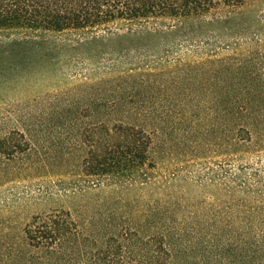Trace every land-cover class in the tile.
Here are the masks:
<instances>
[{"label": "trees", "instance_id": "16d2710c", "mask_svg": "<svg viewBox=\"0 0 264 264\" xmlns=\"http://www.w3.org/2000/svg\"><path fill=\"white\" fill-rule=\"evenodd\" d=\"M245 6L0 0V83L49 72L62 59L81 74L63 93L0 114V184L22 170L146 182L158 131L222 125L231 151L264 137V14ZM181 39L208 46L206 56L165 68ZM223 49L230 52L218 56ZM173 227L152 208L130 220L104 208L86 220L55 210L0 232V264H264L258 211L183 216Z\"/></svg>", "mask_w": 264, "mask_h": 264}, {"label": "rangeland", "instance_id": "374dc122", "mask_svg": "<svg viewBox=\"0 0 264 264\" xmlns=\"http://www.w3.org/2000/svg\"><path fill=\"white\" fill-rule=\"evenodd\" d=\"M245 1L247 12L264 14V0ZM66 38L73 36L62 40ZM177 41L179 49L169 53L165 68L177 65V58L187 61L206 56L205 44ZM229 52L223 49L217 55ZM72 63L76 61L62 59L54 65L56 70L0 83V114L44 102L78 83L81 74L71 68ZM226 142L222 125L206 133L202 126L197 131H158L150 151L154 166L148 169L146 182L96 183L77 172L22 170L0 184V232L19 229L32 216L55 210L86 220L104 208L130 220L152 208L161 222L175 226L174 231L183 216L212 221L258 211L264 217V137L256 135L234 151ZM170 264H177V258Z\"/></svg>", "mask_w": 264, "mask_h": 264}]
</instances>
